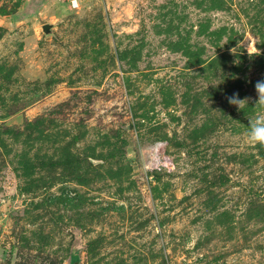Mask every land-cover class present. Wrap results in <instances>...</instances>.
I'll use <instances>...</instances> for the list:
<instances>
[{"label": "rangeland", "instance_id": "rangeland-1", "mask_svg": "<svg viewBox=\"0 0 264 264\" xmlns=\"http://www.w3.org/2000/svg\"><path fill=\"white\" fill-rule=\"evenodd\" d=\"M259 80L264 0H0V264H264Z\"/></svg>", "mask_w": 264, "mask_h": 264}, {"label": "clouds", "instance_id": "clouds-1", "mask_svg": "<svg viewBox=\"0 0 264 264\" xmlns=\"http://www.w3.org/2000/svg\"><path fill=\"white\" fill-rule=\"evenodd\" d=\"M254 87L257 94L254 105L258 109H264V80L257 81ZM227 100L230 105L242 110L245 105H248L251 98L245 97L241 99L238 93H234L232 96L227 97ZM248 121V130L245 133L248 143L264 146V111H258L254 118H250Z\"/></svg>", "mask_w": 264, "mask_h": 264}, {"label": "water", "instance_id": "water-1", "mask_svg": "<svg viewBox=\"0 0 264 264\" xmlns=\"http://www.w3.org/2000/svg\"><path fill=\"white\" fill-rule=\"evenodd\" d=\"M48 28H49V25H44V26H43V29H44V30H47ZM73 264H77V263L74 262Z\"/></svg>", "mask_w": 264, "mask_h": 264}, {"label": "built area", "instance_id": "built-area-1", "mask_svg": "<svg viewBox=\"0 0 264 264\" xmlns=\"http://www.w3.org/2000/svg\"><path fill=\"white\" fill-rule=\"evenodd\" d=\"M76 4L72 3V6H75ZM160 158H162V155H160ZM163 162L160 161V164L162 165Z\"/></svg>", "mask_w": 264, "mask_h": 264}]
</instances>
